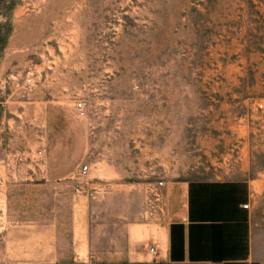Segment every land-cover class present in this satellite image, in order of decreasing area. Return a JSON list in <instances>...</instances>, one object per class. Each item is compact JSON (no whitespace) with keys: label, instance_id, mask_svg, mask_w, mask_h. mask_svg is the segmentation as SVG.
<instances>
[{"label":"rangeland","instance_id":"1","mask_svg":"<svg viewBox=\"0 0 264 264\" xmlns=\"http://www.w3.org/2000/svg\"><path fill=\"white\" fill-rule=\"evenodd\" d=\"M212 180L253 182L264 244V0H0L2 264L29 222Z\"/></svg>","mask_w":264,"mask_h":264},{"label":"crops","instance_id":"2","mask_svg":"<svg viewBox=\"0 0 264 264\" xmlns=\"http://www.w3.org/2000/svg\"><path fill=\"white\" fill-rule=\"evenodd\" d=\"M252 183H168L158 205L134 197L117 204L107 194L85 215L74 209L68 221L29 222L24 233L10 232L11 244L21 236L33 246L24 263L12 252L4 258L6 264H264V244L250 225ZM2 242L0 231V264Z\"/></svg>","mask_w":264,"mask_h":264},{"label":"built area","instance_id":"3","mask_svg":"<svg viewBox=\"0 0 264 264\" xmlns=\"http://www.w3.org/2000/svg\"><path fill=\"white\" fill-rule=\"evenodd\" d=\"M25 86H26L27 89L31 88L32 83H31V80H30V79H26V80H25ZM74 111H75V113H76V115H77L78 117H82V116L84 115V109H83V106H82L81 103H77V104L75 105V107H74ZM41 155H42V151H38V152H37V156L40 157ZM87 171H88V169H87L86 166L81 167V168L79 169V171H78V176H79V177H83V176H85L86 173H87ZM158 186H161V183H159ZM246 207H247V205H244V206H243L244 209H246Z\"/></svg>","mask_w":264,"mask_h":264}]
</instances>
